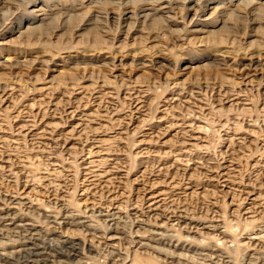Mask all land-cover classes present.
<instances>
[{
  "label": "rangeland",
  "instance_id": "374dc122",
  "mask_svg": "<svg viewBox=\"0 0 264 264\" xmlns=\"http://www.w3.org/2000/svg\"><path fill=\"white\" fill-rule=\"evenodd\" d=\"M11 1L0 0L1 12L10 9L9 15H0V26L7 24L0 33V147H3L0 160L11 159L14 165L23 167L16 169L22 173L20 192H31L32 199L37 202L35 207L41 208L39 212L45 213L44 210L54 206L53 198L60 197L81 210L87 201L79 195L87 187L78 166L72 163L79 152L75 145L70 144L72 149L67 153L62 141V146L49 150L47 155L32 153L23 138L17 145L21 119L28 113L36 121L47 119L48 123L63 126L65 120L57 117L60 118L65 107L82 104L91 112L96 109L98 112L100 107L110 110L91 125L109 146L110 156L104 166H118L122 170L117 174V181L110 185L113 187L108 188L111 193L107 194L105 205L119 203L122 210L131 215L129 222L119 226L123 228L120 233L123 240L115 243L123 252L119 255L104 257L113 249L103 244L93 249L95 242L88 241L94 231L92 228L69 226L79 241L85 238L81 246L85 250L81 264H165L164 256L155 251L133 247L125 233L131 236L137 230L140 234L146 233L145 227L139 230L133 224V220L141 216L138 209L142 204L143 188L134 183L136 176L131 174L146 176L149 184L156 185L162 184L170 172L176 175L177 181L172 185L174 188L167 186L163 190L172 197L175 208L182 207L197 222L211 218L220 220L223 231L229 236L218 234L216 230L204 231L218 234L211 240L208 236H196L173 227L168 232L172 239L167 237L166 240L183 244L193 242L198 247L189 252L160 247L195 257L197 249L208 246L209 242L235 240L234 247L219 246L221 253L230 256L229 264H264V253L254 254L247 246L239 245L241 241L247 242L242 237L264 233V0H198L196 9L206 8L205 14L213 15L211 21L217 23L208 28L213 34L193 36L185 31L191 18L187 15V0H163L171 21L161 19L147 26L145 33L139 32L128 39L121 25L126 9L138 12L147 6V1ZM35 1L53 20L44 28L21 34L32 18L28 12ZM154 7L158 9L159 4ZM98 14L99 18L94 21ZM159 15L158 10L156 16ZM90 17L92 25L83 27ZM140 56L148 60L147 65L135 62ZM154 60L159 62L151 66L149 62ZM250 60L259 62L254 66L258 65V69L245 78L241 66L250 64ZM137 108L140 113L143 111L140 115L136 114ZM112 110L119 118L113 119ZM194 115L200 120L194 121ZM138 116L139 119H135ZM164 116L168 124L159 126L158 121ZM177 120L196 123V130L203 138L196 146L199 149L181 157L180 163L175 161L176 157L166 154L170 147L140 149L141 140L151 139L149 136L138 138L137 131L144 125L164 134ZM248 122L253 125L249 126ZM69 130L71 127L65 131ZM236 134L237 138H243L240 141H244L243 144L237 145L231 140ZM164 138L168 146L178 141L175 132L167 133ZM144 152L149 154L146 161L141 158ZM225 160L231 162L230 165L233 163L232 168L236 169L231 174V189L221 190L194 167L202 161L215 165ZM54 162L61 168L52 167ZM257 167L261 170L259 177ZM190 169L194 170L188 173ZM3 173L0 169V176ZM51 184L55 188H45ZM35 207L24 212L27 219L45 221ZM133 207L136 210L130 211ZM101 225L100 222L92 224L98 227L95 233L110 232L104 223L103 227ZM146 236L151 245L161 238L149 233ZM101 247L106 248L102 250ZM115 252L118 253L113 250ZM120 257L125 259L115 261Z\"/></svg>",
  "mask_w": 264,
  "mask_h": 264
},
{
  "label": "bare ground",
  "instance_id": "6f19581e",
  "mask_svg": "<svg viewBox=\"0 0 264 264\" xmlns=\"http://www.w3.org/2000/svg\"><path fill=\"white\" fill-rule=\"evenodd\" d=\"M15 1L20 2L24 0ZM146 1L147 6L141 8L140 10H138V12L133 10L129 11V9H126V12L124 14V24H121L124 26V31L122 33H125L126 39L134 37V35L139 32L145 33L147 26H151L161 19L165 21L168 20L167 22L171 21V16H167L170 12L167 11L168 6L165 5V1L144 0V2ZM187 3L189 4L187 15H190L191 18L190 21L187 22L188 25L185 31L192 36L201 33H212V30H208V28L214 27L217 22L211 21V17L213 15L209 16L205 14L204 10L206 9V6L204 7V10L202 7L196 9L198 0H187ZM155 4H159L158 9H155ZM30 5H32L33 9L28 13L32 16V18L31 20H29V25L25 27L24 31L21 34H29L35 29L44 28L50 23L49 21L53 20V17H51V15L47 13L44 8L39 6V2L35 1ZM126 5H128V3ZM21 6H23V3L20 5V7ZM216 9L219 8L217 7ZM158 10L160 15L156 16ZM9 12L10 9H7V11L5 12H1L0 10V15H9ZM65 16L71 17L67 14ZM226 17H229L230 19V15ZM98 18L99 14L95 15L94 21ZM133 20H136V22H133ZM92 23L93 18L90 17L83 24V27H88L92 25ZM6 25L7 24L0 26V33H2L1 31H4ZM225 29L227 31L230 30L227 27H225ZM258 58L259 57H257V59ZM135 62H138L139 65H147L146 63H148V60L141 59L140 56V58L135 60ZM158 62L159 61L155 62L154 60L150 61L149 63H151L152 66V64H156ZM250 62L251 63L248 65L245 64L241 66L243 67L242 71L244 72L245 78L249 77L252 71H256L258 69V65L256 67L254 66L259 62L253 60H250ZM263 67L264 66H262V68ZM102 103L100 102V105L98 106H101ZM104 103L107 102L105 101ZM84 107L86 106H83L82 104H77V106L65 107V109H63V111L60 113V118L57 117V119L65 120V124L63 126L48 123L47 119L36 121L34 120L35 117L32 116V118L30 115H28V113L26 114V116H24L23 119H21L22 122L21 124L19 123L20 125H18L17 128L20 139L16 143L17 145H20V141L23 138L32 153L47 155L49 154V150L51 152V149L62 146V141L65 142L63 148L66 149L67 153L72 149V147H69L70 144H72V146L75 145L74 147L79 149V152L76 154L77 157L72 163H75L78 166L82 177L84 176V183L87 187V190L83 191V193L79 196H81L82 199L85 198L87 204L81 210H76L72 206V204L69 203V201L64 200L63 197L53 198L54 206L44 210L45 213L39 212L41 211V208L35 207V205H37V202L36 200L32 199L31 192H24V190L23 192H20L19 185H21L22 182V173L21 171H16V169L21 168L22 166L14 165L11 159L0 160V163L2 164V166L0 165V169L4 170V173L0 176V264H81V261H83V255H85V250L81 246L82 243H84L83 239L85 238L80 239L79 241V237H77V234H75L72 230H70V228H68L69 226L92 228L94 231L90 234L91 239L88 241H90V243L95 242L97 244H92L93 249H96V247H99L103 244L107 246V248L118 251V253H113V250H111L112 252L108 251L107 254L104 255V257L109 256V254H123L121 250L117 249L118 244L116 245L115 243H120L123 240V236L120 235L121 231H123V228L119 226H121V224H126L127 222H129V215L131 214L123 211L122 208L118 205L119 203L117 204L114 202L111 203L110 206L105 205V202L107 201L111 193L108 188L111 184L117 181V174L122 170H120L118 166H104V162L110 156L109 146L102 139L99 133H97L91 126L93 124H96V120L99 117H105L108 110H106V107H100L98 112L97 109L94 110V112H91L92 110L89 111L86 109L87 107ZM137 109L139 110V112L137 110L136 114L140 115L143 111L140 113V108ZM113 111L114 110H112V114ZM102 113L104 114L101 115ZM112 116L113 119H117L116 117L119 118V114L117 112H114ZM190 117L192 118V116ZM135 119H139V116L137 118L135 117ZM199 120L200 119L198 117H194V121ZM194 121L177 120L176 123L171 125V127L169 126L170 128L167 127L168 130H170H166L167 132H164V134L157 132L155 129L153 130V128H147L148 124L144 125L142 129L137 131V136L138 138H147L149 136L151 139L141 140L140 142L138 141L140 149L145 151L146 149H151L154 147H170V151L166 154L170 156L172 155L173 158L176 157L175 161L177 162L182 161L180 158L190 152L195 151L196 149H199V147L196 146H199V142L203 140L201 136L202 133L196 130L198 126H196V123H194ZM158 123L159 126H161V124L162 126L165 125L167 123L166 116H164L163 119L161 118ZM249 123L250 122H248L249 126L253 125ZM69 127H71V130L65 131L66 128ZM200 128L203 129V127ZM158 130L160 131L161 129ZM173 132L176 133L178 141L174 145L168 146V141H165L166 138L164 137L167 133L168 135H170ZM236 136L238 135L236 134L234 135V137L229 138L236 141L237 145H241L240 143L243 144L244 141L240 142L243 138H237ZM154 138H157L158 140L154 141ZM228 139L227 141H229ZM17 147L18 146H16V149ZM141 158L146 161L147 159H149V154L147 152H144ZM73 159L74 158H72V160ZM229 163L231 162L225 160L221 161V163H216L217 165H219L215 166L216 164L214 165V163L202 161L196 163L194 167L198 169V171H200L199 174L206 177L209 182L214 183L215 185L220 187L221 190H224L228 188L231 189L230 186L233 183V175L231 174L236 171L235 168H232L233 163L232 165H230ZM51 166L61 168V166L55 162L51 163ZM259 168L256 171L257 177L261 176V170ZM193 170L194 169H190L188 173ZM143 173L144 172H142L141 174ZM131 175L133 177L136 176L133 179L134 183L138 184V186L141 185L143 188V195L141 198L142 204L140 205L139 209L137 208V206H135L141 213V216L136 217L133 220V224L135 225V229L137 228L140 230L141 228L143 229V227L146 228L145 234L138 233V230L133 233L134 236L129 235L128 232L125 233V235L127 234L132 240L130 241L133 247L138 246V249L147 248L155 251L157 254L164 256L165 260H167L164 261L165 264H173V261H176L175 264L231 263L229 259L230 256L227 253H221V249L219 246L224 245L225 248L234 247V244L237 245V243L234 242L235 240L227 241L221 238V240H223L221 241V243L218 242L216 244H213L209 242L208 246H205L203 248L199 247L197 249L198 256L195 257L189 256L188 254H186V252L177 253L176 251H171V249H164L163 247H160V245L169 246V248L184 250L187 252H189L193 247H198L193 242H187L186 244H183L179 241L175 243L173 242V240H166L169 237L170 239H172V236H169L168 232L171 231L173 227H176L179 230H184L185 232L194 234L196 236H208L211 238V240H215L218 234H224L228 236L229 234L226 233V230L223 231V226L221 224L222 222H220V220L211 218L207 219V221L204 220V222H197L194 218H190L189 214H187L186 210H184L182 207L180 209H178L177 207L175 208L172 197L169 196V193L163 190V188L172 186L176 183L177 178L175 174H171V172L167 173L164 182L162 184L156 185L149 184L146 180V176H139V173H133ZM183 175V177L186 176L185 171L183 172ZM53 187L54 185L51 184L46 185L45 188L52 189ZM172 187L174 188V186ZM107 194H109V196ZM34 207L38 209L39 215L42 216L43 220L45 221H34L29 220V218L27 219L28 216L24 212L29 209L32 210L34 209ZM135 207L131 208L130 211H135ZM99 222L102 225L104 223V227L107 228V230H109L110 232H105L102 235L100 233H95L96 231H98V227L92 226V224ZM206 230H216V233L218 234H206L204 232ZM113 232H115V235L113 234ZM147 233L154 236H160L161 238L157 240V243L151 245L149 240H147L146 238ZM241 239H247V242L241 241L239 242V245H241L242 247L247 246L248 251H252L254 254L259 255L260 253H264V233L257 234L254 237H242ZM101 240L105 241L101 243ZM190 240L193 241L194 238H191ZM105 248L101 247L102 250H104ZM124 256H126L125 258H128L127 254H125ZM125 258H116L117 260L115 261H119ZM170 260L171 262H168Z\"/></svg>",
  "mask_w": 264,
  "mask_h": 264
}]
</instances>
